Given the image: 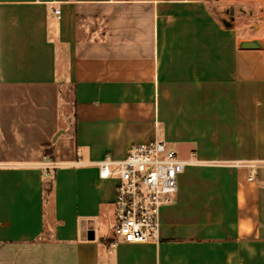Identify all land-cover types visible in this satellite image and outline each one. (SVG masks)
Returning <instances> with one entry per match:
<instances>
[{
	"label": "crops",
	"instance_id": "1",
	"mask_svg": "<svg viewBox=\"0 0 264 264\" xmlns=\"http://www.w3.org/2000/svg\"><path fill=\"white\" fill-rule=\"evenodd\" d=\"M236 1L0 0V264H264V26ZM155 141L176 199L114 247L98 163Z\"/></svg>",
	"mask_w": 264,
	"mask_h": 264
},
{
	"label": "built area",
	"instance_id": "2",
	"mask_svg": "<svg viewBox=\"0 0 264 264\" xmlns=\"http://www.w3.org/2000/svg\"><path fill=\"white\" fill-rule=\"evenodd\" d=\"M43 164L47 174L56 168L48 154ZM98 166L102 178L119 179L110 244L159 241L161 210L174 203L186 162L166 142L155 141L134 145L122 160L106 157Z\"/></svg>",
	"mask_w": 264,
	"mask_h": 264
},
{
	"label": "rangeland",
	"instance_id": "3",
	"mask_svg": "<svg viewBox=\"0 0 264 264\" xmlns=\"http://www.w3.org/2000/svg\"><path fill=\"white\" fill-rule=\"evenodd\" d=\"M233 7L235 9L236 16L242 19V23L245 22V24H248L256 31H259V25L264 26V0H237L233 3ZM230 18L232 19V17ZM253 25H255V27ZM70 99L71 98H69V102H71ZM67 100H63L65 112L68 111L66 106ZM68 107L70 109L71 104H69Z\"/></svg>",
	"mask_w": 264,
	"mask_h": 264
},
{
	"label": "water",
	"instance_id": "4",
	"mask_svg": "<svg viewBox=\"0 0 264 264\" xmlns=\"http://www.w3.org/2000/svg\"><path fill=\"white\" fill-rule=\"evenodd\" d=\"M231 15L234 14V8L231 9ZM229 24V22L226 21ZM231 24V23H230ZM241 47L243 48H258L261 47V41L259 39L245 40L241 42Z\"/></svg>",
	"mask_w": 264,
	"mask_h": 264
},
{
	"label": "trees",
	"instance_id": "5",
	"mask_svg": "<svg viewBox=\"0 0 264 264\" xmlns=\"http://www.w3.org/2000/svg\"><path fill=\"white\" fill-rule=\"evenodd\" d=\"M52 183V182H51ZM50 187H52V184L50 185Z\"/></svg>",
	"mask_w": 264,
	"mask_h": 264
}]
</instances>
